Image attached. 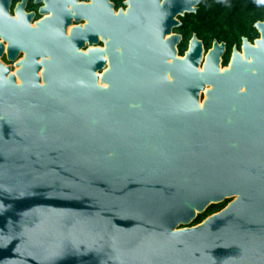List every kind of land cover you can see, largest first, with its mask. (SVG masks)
Instances as JSON below:
<instances>
[{"label": "water", "instance_id": "95a60500", "mask_svg": "<svg viewBox=\"0 0 264 264\" xmlns=\"http://www.w3.org/2000/svg\"><path fill=\"white\" fill-rule=\"evenodd\" d=\"M41 2L0 0V264H264V21L201 72L200 0Z\"/></svg>", "mask_w": 264, "mask_h": 264}, {"label": "trees", "instance_id": "16d2710c", "mask_svg": "<svg viewBox=\"0 0 264 264\" xmlns=\"http://www.w3.org/2000/svg\"><path fill=\"white\" fill-rule=\"evenodd\" d=\"M111 1L116 8L123 6V0ZM181 21L180 27L176 28V32L183 35L179 45L181 55H184L189 40L196 34L207 48L212 46L214 40L227 43L228 53L223 62L227 65L232 48L240 46L244 37L252 42L259 37L255 25L264 21V0H200L197 11L186 13ZM228 203L229 200H226L211 205L193 224L197 225L208 216L220 212Z\"/></svg>", "mask_w": 264, "mask_h": 264}, {"label": "flooded vegetation", "instance_id": "af4514ba", "mask_svg": "<svg viewBox=\"0 0 264 264\" xmlns=\"http://www.w3.org/2000/svg\"><path fill=\"white\" fill-rule=\"evenodd\" d=\"M22 1L23 0H11V4L9 6V12H10V15H11L12 18H18L17 13H16V8H17L18 4L21 3ZM79 1H81V2L83 1L86 4L91 3V0H79ZM43 6H45V3L44 2L36 3V0H26V3H25V11L27 12V14H31V13L33 14V17H32V19L30 21V24H31V26L33 28H36L37 27V24L40 23L44 18L50 17L52 15L51 12L50 13H43V12H41V8ZM127 7H128V5L126 4V0H123V6H121L120 8L126 9ZM69 8H71V6H69ZM115 8H116V6H115ZM120 8H116V11H118ZM185 15H183V16H185ZM183 16H180L179 17V20H180L181 24H182L181 17H183ZM86 23H87L86 20H82L81 22H77V21H75V19H73L72 24L69 25L68 28H67V34L70 35L71 30L73 29L74 26H76V25H82V26H84ZM178 27H180V26H178ZM178 27H176V28H178ZM176 28H174V30H173V32H175V33H177L176 32ZM259 34H260V32H259ZM192 37H191V39H192ZM258 38H260V35H259ZM258 38H256L255 40H257ZM100 39H101V37H100ZM191 39L189 40V44H188L187 50L189 49ZM255 40L253 42L252 41L251 42L252 43H255ZM215 41L216 40H214V42ZM0 42H2L4 44L3 53H2V55H0V62L3 63V64H5L6 66H9L11 68V72L10 73L16 72L19 69L20 62L25 58V54L26 53L23 50H21L18 53L17 57L14 60H10L8 58V55H7V48H8L9 42L8 41H5L3 39V37H1V36H0ZM214 42L212 43V46L210 48H207L206 45H205V43L203 42L204 43V52H203V56H202V60H201V64H200L199 68L202 67V69H203L204 64H205V60H206V56H207L208 52L213 48ZM220 43H222V42H220ZM242 45H243V42H242V44L240 46L235 45L232 48L231 53H230V56H229V62H228V64L227 65H224V63H223L224 68L229 67L230 62H231V60L233 58V53H234V50L235 49H238L241 53H243ZM94 46H91L89 48H94ZM102 46H103L102 48L105 49L104 43L102 44ZM186 51H185V53H186ZM227 53H228V46H227V43H226V48H225V52H224L223 57H222V62H224V59H225V56L227 55ZM39 61H40V59H39ZM107 67L108 66H106V68ZM41 70H42V68H41ZM41 70H39V72H38L39 76H40ZM12 74H14V73H12ZM102 74H103V72H99L98 73V76L100 77V76H102ZM244 90L245 89H243V91ZM201 99H205V93L203 91L201 92Z\"/></svg>", "mask_w": 264, "mask_h": 264}, {"label": "bare ground", "instance_id": "6f19581e", "mask_svg": "<svg viewBox=\"0 0 264 264\" xmlns=\"http://www.w3.org/2000/svg\"><path fill=\"white\" fill-rule=\"evenodd\" d=\"M169 37V36H168ZM167 37V38H168ZM170 62H172V60H170ZM200 69V71L202 72L203 71V69H202V67L201 68H199ZM221 70L222 71H224V69L221 67ZM42 71H43V68H42V70H41V72H40V76H42ZM12 73H14V74H16V72H12ZM103 75V74H102ZM100 77H102V76H100ZM99 77V83H100V85H104V86H106V87H108V84H102V82H101V78ZM17 83L18 84H20L21 83V80L17 77ZM211 87L208 85L205 89H204V93H205V95H206V92H207V90L208 89H210ZM201 107H203V100H201Z\"/></svg>", "mask_w": 264, "mask_h": 264}, {"label": "rangeland", "instance_id": "374dc122", "mask_svg": "<svg viewBox=\"0 0 264 264\" xmlns=\"http://www.w3.org/2000/svg\"><path fill=\"white\" fill-rule=\"evenodd\" d=\"M126 2H127V0H126ZM167 37H168V36H167ZM221 67H223V69H224L223 62H222V61H221ZM227 200L232 201V200H233V197H232V198H229V199H227Z\"/></svg>", "mask_w": 264, "mask_h": 264}]
</instances>
